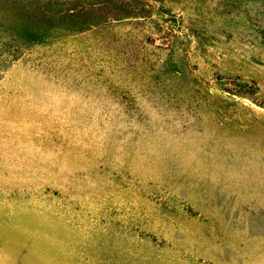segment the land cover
Masks as SVG:
<instances>
[{"label":"rangeland","instance_id":"obj_1","mask_svg":"<svg viewBox=\"0 0 264 264\" xmlns=\"http://www.w3.org/2000/svg\"><path fill=\"white\" fill-rule=\"evenodd\" d=\"M0 264H264V0H0Z\"/></svg>","mask_w":264,"mask_h":264}]
</instances>
